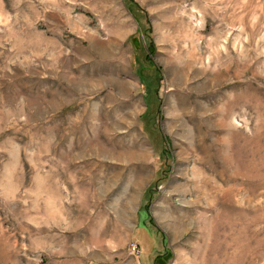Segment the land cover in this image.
<instances>
[{
    "label": "rangeland",
    "instance_id": "1",
    "mask_svg": "<svg viewBox=\"0 0 264 264\" xmlns=\"http://www.w3.org/2000/svg\"><path fill=\"white\" fill-rule=\"evenodd\" d=\"M0 0V264H264V0Z\"/></svg>",
    "mask_w": 264,
    "mask_h": 264
},
{
    "label": "trees",
    "instance_id": "2",
    "mask_svg": "<svg viewBox=\"0 0 264 264\" xmlns=\"http://www.w3.org/2000/svg\"><path fill=\"white\" fill-rule=\"evenodd\" d=\"M126 2H127V4H128V6H130V4H136L133 0H126ZM131 7V6H130Z\"/></svg>",
    "mask_w": 264,
    "mask_h": 264
}]
</instances>
